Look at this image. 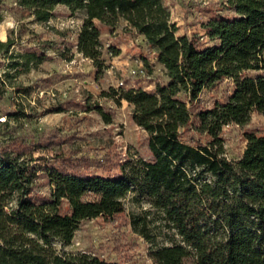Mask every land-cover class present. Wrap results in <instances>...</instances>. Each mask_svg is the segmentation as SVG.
<instances>
[{
	"label": "trees",
	"instance_id": "trees-1",
	"mask_svg": "<svg viewBox=\"0 0 264 264\" xmlns=\"http://www.w3.org/2000/svg\"><path fill=\"white\" fill-rule=\"evenodd\" d=\"M15 2L37 22L51 18L57 5L70 14L80 12L74 44L92 60L96 73L106 66L101 26L112 28L123 20L155 52L166 80L156 82L152 91H101L117 104L123 99L132 105V120L145 133L147 157L129 151L98 156L63 150L64 139L75 135L59 127L0 141V264H124L126 260L65 246L81 220L122 213L128 193L133 203H147L128 213L127 224L147 244L146 257L131 264H264V133L244 131L237 158L226 156L223 136L225 126L247 123L253 111L264 116V0H224L222 13L204 9L208 44L177 35L162 0ZM14 43L9 36L0 39L5 77L9 68L14 76L43 58L30 46L14 52ZM18 57L22 61L14 59ZM222 79L228 81L219 88ZM0 84L1 94L8 83ZM8 85L17 92L28 89ZM205 87L213 93L202 101ZM66 105L111 120L112 111L103 104ZM190 132L197 139L184 141L181 135ZM49 145L58 149L38 169L31 163V150ZM36 177H42L47 192L36 189ZM88 193L93 196L84 198Z\"/></svg>",
	"mask_w": 264,
	"mask_h": 264
},
{
	"label": "rangeland",
	"instance_id": "rangeland-1",
	"mask_svg": "<svg viewBox=\"0 0 264 264\" xmlns=\"http://www.w3.org/2000/svg\"><path fill=\"white\" fill-rule=\"evenodd\" d=\"M162 1L169 9L170 20L177 27L176 34L184 33L201 44L210 43L202 27V22L208 17L205 10L225 12L221 9L224 0ZM0 12V38L9 36L14 39V52L23 53V46H30L37 54L44 53L40 62L30 64L27 70L14 76L11 68L8 69V76H3L2 72L7 67L0 65V83L5 80L8 84L28 87L24 92H17L13 86L6 84L5 91L0 94V141L5 142L13 136L36 137L39 133L59 127L63 133L75 135L64 139L63 150L76 154L96 153L98 156L129 151L148 156L145 133L131 117L132 105L123 99L117 104L110 94H101V91L110 93V87H142L152 91L156 82L166 80L155 52L140 34L129 29L123 20L112 28L102 25L99 40L101 58L106 66L96 73L92 60L77 52L74 44L82 20L80 12L70 14L64 5H57L51 18L37 22L15 0H2ZM143 56H146V62ZM14 59L22 61L19 57ZM132 69L135 72H131ZM227 81H218V87H223ZM212 91L203 88L200 100H205ZM69 101L103 104L111 109V120L104 122L95 110L84 111L79 106L66 105ZM59 106H64V109L57 110ZM13 110L22 111V116L7 118L6 111ZM246 130L264 133V116L253 111L247 123L224 127L227 157L239 156L245 142L242 133ZM181 138L192 142L197 135L190 132L181 135ZM56 149L57 145L35 147L31 150L35 158L31 163L37 164L38 169L42 168L44 159ZM34 184L37 190L47 192L48 186L42 182V177H36ZM92 196L88 193L84 198ZM122 201L125 209L120 214L81 220L65 249L87 251L113 261L126 260L124 264L140 263L146 257L147 244L127 224V217L130 211L147 207V203H133L129 193ZM56 246H59L58 243Z\"/></svg>",
	"mask_w": 264,
	"mask_h": 264
},
{
	"label": "built area",
	"instance_id": "built-area-1",
	"mask_svg": "<svg viewBox=\"0 0 264 264\" xmlns=\"http://www.w3.org/2000/svg\"><path fill=\"white\" fill-rule=\"evenodd\" d=\"M131 72H135V70L134 69H132V71ZM120 83H122V82H120Z\"/></svg>",
	"mask_w": 264,
	"mask_h": 264
},
{
	"label": "crops",
	"instance_id": "crops-1",
	"mask_svg": "<svg viewBox=\"0 0 264 264\" xmlns=\"http://www.w3.org/2000/svg\"><path fill=\"white\" fill-rule=\"evenodd\" d=\"M141 35V34H140ZM142 36V35H141ZM0 39H2V38H0ZM2 40H4V39H2Z\"/></svg>",
	"mask_w": 264,
	"mask_h": 264
}]
</instances>
